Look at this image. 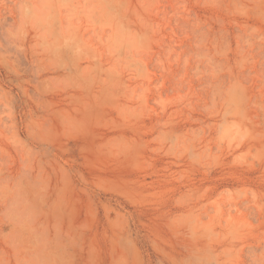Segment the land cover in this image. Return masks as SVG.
Returning <instances> with one entry per match:
<instances>
[{
    "label": "rangeland",
    "instance_id": "obj_1",
    "mask_svg": "<svg viewBox=\"0 0 264 264\" xmlns=\"http://www.w3.org/2000/svg\"><path fill=\"white\" fill-rule=\"evenodd\" d=\"M0 264H264V0H0Z\"/></svg>",
    "mask_w": 264,
    "mask_h": 264
}]
</instances>
